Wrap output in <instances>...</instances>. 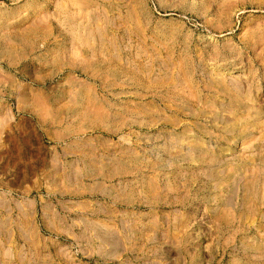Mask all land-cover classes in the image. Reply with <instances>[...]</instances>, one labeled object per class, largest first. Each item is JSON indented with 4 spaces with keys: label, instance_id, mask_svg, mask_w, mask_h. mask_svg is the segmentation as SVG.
I'll use <instances>...</instances> for the list:
<instances>
[{
    "label": "rangeland",
    "instance_id": "374dc122",
    "mask_svg": "<svg viewBox=\"0 0 264 264\" xmlns=\"http://www.w3.org/2000/svg\"><path fill=\"white\" fill-rule=\"evenodd\" d=\"M193 261L264 264V0H0V264Z\"/></svg>",
    "mask_w": 264,
    "mask_h": 264
},
{
    "label": "clouds",
    "instance_id": "9594fccd",
    "mask_svg": "<svg viewBox=\"0 0 264 264\" xmlns=\"http://www.w3.org/2000/svg\"><path fill=\"white\" fill-rule=\"evenodd\" d=\"M184 156H185V161H186V162H189V163L193 162L194 159H195V153H191V152H189V151H187V150L185 151ZM175 165H176V161H175V160H170V161L168 162V165H167L168 170H172V168H173ZM193 264H194V261H193Z\"/></svg>",
    "mask_w": 264,
    "mask_h": 264
}]
</instances>
